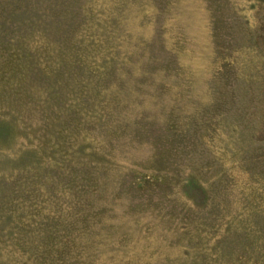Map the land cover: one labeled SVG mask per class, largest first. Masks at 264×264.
<instances>
[{"label":"rangeland","instance_id":"1","mask_svg":"<svg viewBox=\"0 0 264 264\" xmlns=\"http://www.w3.org/2000/svg\"><path fill=\"white\" fill-rule=\"evenodd\" d=\"M0 264H264V0H0Z\"/></svg>","mask_w":264,"mask_h":264}]
</instances>
